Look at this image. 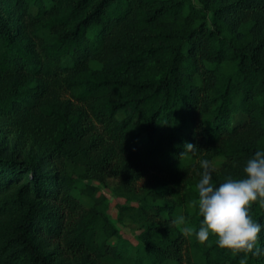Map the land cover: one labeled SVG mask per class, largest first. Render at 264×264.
Returning a JSON list of instances; mask_svg holds the SVG:
<instances>
[{"label":"trees","instance_id":"obj_1","mask_svg":"<svg viewBox=\"0 0 264 264\" xmlns=\"http://www.w3.org/2000/svg\"><path fill=\"white\" fill-rule=\"evenodd\" d=\"M198 2L0 0V264H264V229L254 255L174 223L180 190L202 219L195 159L218 184L264 147V0ZM77 161L139 194V246L75 198Z\"/></svg>","mask_w":264,"mask_h":264},{"label":"clouds","instance_id":"obj_2","mask_svg":"<svg viewBox=\"0 0 264 264\" xmlns=\"http://www.w3.org/2000/svg\"><path fill=\"white\" fill-rule=\"evenodd\" d=\"M187 150L197 147L188 142ZM199 179L196 182L197 206L202 219L196 228L187 222L185 215L175 217L182 232L194 234L204 242L214 236L216 244L231 251L259 254V238L264 224L250 214L253 202L264 206V147L258 148L243 165V175L226 176L218 184L213 181L210 161H199ZM247 256L241 257L244 264Z\"/></svg>","mask_w":264,"mask_h":264},{"label":"rangeland","instance_id":"obj_3","mask_svg":"<svg viewBox=\"0 0 264 264\" xmlns=\"http://www.w3.org/2000/svg\"><path fill=\"white\" fill-rule=\"evenodd\" d=\"M193 1L196 4H199L198 0ZM30 12L35 14L36 9L31 7ZM92 67L97 68L98 66L93 64ZM35 114H39V112H36ZM121 116L122 115L120 114L119 117ZM237 117L238 116H234V118ZM223 161L224 158L218 157L212 160L210 164L213 168H218ZM198 163L199 160L195 159L192 165H197ZM67 170L76 180V184L74 185L73 189V195L75 198L85 207H91L93 205L92 199L83 192L88 186H95L96 190H89V192H92L94 196L100 198L103 201L102 206L112 224L117 228L121 240L134 247L139 246V236L143 232V229L140 228L139 221L135 222L130 219V216H133L139 207V194L127 193L126 191L120 190L119 188L115 187L116 181L110 177L107 178L106 185L96 179L85 178L86 170L82 161L69 162L67 164ZM140 185H142V181L137 182L136 187ZM176 199L181 201V204L177 208V216L181 214L185 215L187 222L190 224V214L192 213L195 206L193 196L189 195L188 193H184L183 190H180ZM161 202L164 204L166 201ZM140 222L143 223L142 221ZM175 225L182 232L181 225L177 223H175Z\"/></svg>","mask_w":264,"mask_h":264}]
</instances>
